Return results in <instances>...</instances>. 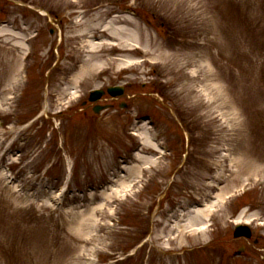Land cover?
Segmentation results:
<instances>
[{"label": "rangeland", "instance_id": "1", "mask_svg": "<svg viewBox=\"0 0 264 264\" xmlns=\"http://www.w3.org/2000/svg\"><path fill=\"white\" fill-rule=\"evenodd\" d=\"M0 264H264V0H0Z\"/></svg>", "mask_w": 264, "mask_h": 264}, {"label": "bare ground", "instance_id": "2", "mask_svg": "<svg viewBox=\"0 0 264 264\" xmlns=\"http://www.w3.org/2000/svg\"><path fill=\"white\" fill-rule=\"evenodd\" d=\"M78 17L79 18H78L77 23H78V25H82L83 22H81V20H82L81 14ZM130 22L131 21L125 19V17L122 19L121 17L117 16V17H114L112 20H110V22L107 23L108 25H102V24L97 23L94 26L95 27H101L102 29L104 27V29H103L104 31L102 33H100V34H95V36L100 35V36H104L105 37L107 35L106 34L107 31L110 28V24H114V26H115L113 29L110 28L112 35L117 34L116 31L117 32L122 31V33H123V31L126 32L127 26L130 24ZM85 36H88V35H86L82 31H77L76 30L74 32V34L70 35L66 39H67L68 43H72V42H74V40L81 39V38H83ZM92 36L95 37L94 35H92ZM88 38H90V39L86 40L85 43L83 44V46H81V48H89V49H92V50L93 49L95 50L96 47H98V48H97L96 53L89 54L88 55L89 56L88 59L85 58V60L83 61V65H82L81 69L75 75V77L72 79V83L76 84V85L79 83V80L81 78H84V77L86 78V76H91L92 74L93 75L95 74L94 72L96 71V69H98L96 67H98L99 61H101L104 58L103 56L99 55V53H98L99 51L105 50V48H106V50L108 51V53L110 55L111 54L118 55V54H121L122 52H125V51L127 52L126 49L122 48L123 47L122 45L111 44L110 46H108V45H104L102 43L101 45L98 46V45H95L94 43H91V37H88ZM133 50L137 52V50H139V49L135 48ZM93 60H95V62H93ZM105 60L111 61V60H113V58H111V60H108V58L106 56ZM239 163H241L244 167L246 165L249 166L251 164V163H249V160L245 161V158H243V155L241 157L237 158V165ZM252 167H253V164H252V166L250 168H252ZM261 170H263V169H261ZM220 195H218V197H221ZM213 206H215L214 202L207 203L204 208H196L195 210H193L192 215H190V218H189L190 225L192 226V225H194L193 223L195 221H199L198 225L199 224L201 225V228H202L201 232H203V228H204V230L206 229L205 220L208 219L209 210L212 209ZM242 216H243V212L241 213V215H239L238 222H240L239 220L242 218ZM177 226H179L178 223H177Z\"/></svg>", "mask_w": 264, "mask_h": 264}, {"label": "water", "instance_id": "3", "mask_svg": "<svg viewBox=\"0 0 264 264\" xmlns=\"http://www.w3.org/2000/svg\"><path fill=\"white\" fill-rule=\"evenodd\" d=\"M108 92L112 95V96H120L123 95L124 93V88L123 87H108ZM104 90H100L97 88V90H94L91 93L90 96V100L95 102L97 100H99L101 98V96L103 95ZM124 106V105H122ZM96 112H100L101 111V107H96L95 108ZM235 237H251L252 236V232L249 226L246 225H237L236 229H235V233H234Z\"/></svg>", "mask_w": 264, "mask_h": 264}, {"label": "flooded vegetation", "instance_id": "4", "mask_svg": "<svg viewBox=\"0 0 264 264\" xmlns=\"http://www.w3.org/2000/svg\"><path fill=\"white\" fill-rule=\"evenodd\" d=\"M84 104H86V100L84 101ZM101 105H105V104H101ZM91 108H92V111H93V109H94L93 105H91ZM257 240L259 241V238H257Z\"/></svg>", "mask_w": 264, "mask_h": 264}]
</instances>
